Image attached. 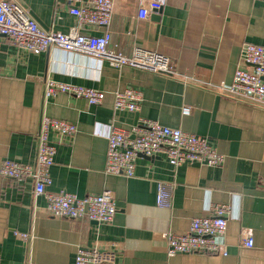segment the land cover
Here are the masks:
<instances>
[{"label": "crops", "instance_id": "crops-1", "mask_svg": "<svg viewBox=\"0 0 264 264\" xmlns=\"http://www.w3.org/2000/svg\"><path fill=\"white\" fill-rule=\"evenodd\" d=\"M46 29L66 32L76 24L65 0H21ZM111 46L131 54L135 47L169 57L167 75L62 48L30 53L1 37L0 166L9 158L32 163L41 113L77 125L73 135L51 132L57 147L48 192L82 197L105 190L117 211L110 224L67 219L46 211L45 195H35L31 178L0 174V264H75L79 246L109 243L122 264H264V106L224 96L204 87L230 83L245 42L264 44V0H165L159 11L139 18V0H113ZM99 35L103 29L86 25ZM51 78L102 89L98 105L60 93L46 99ZM143 92L137 111L115 110L114 92ZM141 118L209 137L226 155L220 166L186 162L174 168L162 154L137 159L135 173L105 172L111 125L130 128ZM176 181L173 207L156 203L157 182ZM213 203L229 204L224 240L228 254L181 252L169 256L165 231L184 234L191 219ZM254 247L241 246L245 229Z\"/></svg>", "mask_w": 264, "mask_h": 264}, {"label": "built area", "instance_id": "built-area-1", "mask_svg": "<svg viewBox=\"0 0 264 264\" xmlns=\"http://www.w3.org/2000/svg\"><path fill=\"white\" fill-rule=\"evenodd\" d=\"M65 3L75 15L76 24L62 32L43 27L22 1L0 0V48L1 37H6L17 47L30 53L38 54L56 47L106 59L117 68L128 65L155 73H175L171 60L161 52L135 47L131 54H126L111 46L113 0H65ZM164 4L165 0H139V18H146L151 12L159 11ZM86 25L101 27L103 32L99 35L85 33L82 28ZM240 57L242 61L250 63V67H237L230 83L222 81L214 85L210 82L204 87L230 98L264 106V44L245 42ZM44 93L46 99L54 98L60 93L82 97L91 105L102 103L106 96L102 89L51 78L44 80ZM143 99L140 89L126 87L116 90L114 109L137 111ZM77 130L76 124L51 117L43 111L36 137L35 161L21 163L6 158L1 163L0 174L17 180L31 178L35 195L46 196V211L54 217L73 220L86 218L101 224H110L117 211L111 191L105 190L82 197L64 189L58 192L47 191V186L52 182L50 169L55 163L57 153L50 134L55 132L62 136L73 135ZM107 139L105 172L128 177L134 175L137 159L141 156L154 157L162 154L174 168L186 162L220 166L226 159V155L211 143L209 137L165 125L155 119L141 118L127 129L111 125ZM176 185L173 180L157 182L158 206L169 209L173 207ZM231 211L229 204L213 203L207 213L191 219L187 233L165 231L167 254L172 256L181 252H207L227 255L228 246L224 236ZM241 236V246L254 247L255 240L251 229L245 228ZM75 264L122 263L117 259L114 245L101 243L79 246Z\"/></svg>", "mask_w": 264, "mask_h": 264}, {"label": "water", "instance_id": "water-1", "mask_svg": "<svg viewBox=\"0 0 264 264\" xmlns=\"http://www.w3.org/2000/svg\"><path fill=\"white\" fill-rule=\"evenodd\" d=\"M21 1V0H20ZM249 65H251L250 63H248ZM151 158V157H150Z\"/></svg>", "mask_w": 264, "mask_h": 264}]
</instances>
